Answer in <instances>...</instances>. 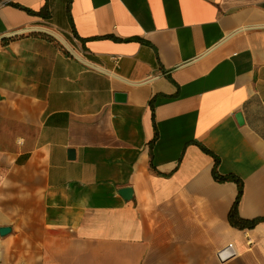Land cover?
I'll list each match as a JSON object with an SVG mask.
<instances>
[{
	"label": "crops",
	"instance_id": "crops-1",
	"mask_svg": "<svg viewBox=\"0 0 264 264\" xmlns=\"http://www.w3.org/2000/svg\"><path fill=\"white\" fill-rule=\"evenodd\" d=\"M66 4L0 0V264H264V0Z\"/></svg>",
	"mask_w": 264,
	"mask_h": 264
},
{
	"label": "trees",
	"instance_id": "trees-1",
	"mask_svg": "<svg viewBox=\"0 0 264 264\" xmlns=\"http://www.w3.org/2000/svg\"><path fill=\"white\" fill-rule=\"evenodd\" d=\"M69 4H70V0H67V4H66V14H67V17H68V22L70 24V27H71V30H72V33L74 34V36L78 37L77 33L75 32L74 30V27H73V21H72V17L70 15V12H69ZM12 6L16 7V8H19L21 10H24L26 13L28 14H31V15H36V16H42L43 18H48L49 17V12H48V9H47V5H46V1L44 2V5L42 6V8L40 10H34V9H31V8H27V7H24L22 5H19V4H16V3H11ZM34 35H39L41 37H44L46 39H49V40H52V38L46 34H43V33H34ZM12 38L9 37V38H4L2 40V45L5 44L6 42H8L9 40H11ZM150 107H151V117H152V122H153V104H152V99L150 100ZM157 138V130L156 128L154 127V133H153V136L151 138V140L149 141V147H150V152H151V148L155 142ZM198 145L200 146V148L202 150H204L205 152H209L210 151L205 147L203 146L202 144L198 143ZM151 155V153H150ZM213 157H214V161H213V165H212V168H211V174H212V177L217 180V181H226V180H233L234 182H236L237 184V193L235 195V198L227 212V220L229 222V224L234 227V228H237V229H250V228H253L258 221L264 219V217H255V218H246V217H243L239 214L238 212V202L240 200V197L242 195V183L240 181V179L234 175V174H231V173H228V174H221L218 172L217 170V165H218V157L215 156L214 154H212Z\"/></svg>",
	"mask_w": 264,
	"mask_h": 264
},
{
	"label": "water",
	"instance_id": "water-1",
	"mask_svg": "<svg viewBox=\"0 0 264 264\" xmlns=\"http://www.w3.org/2000/svg\"><path fill=\"white\" fill-rule=\"evenodd\" d=\"M1 38V37H0ZM125 98V94L124 93H120V92H116L114 94V100L116 101H123ZM236 118L238 120V122H241V117L239 114L236 115ZM69 156H73V150L70 149L68 151ZM131 188L129 187H123L121 189L118 190V193L120 195H122L124 198H128L131 195ZM10 226H0V235L3 236L5 234H7L10 231ZM234 254V249L232 246H227L226 248L222 249L219 253L218 256L220 258V260H225L226 258L232 256Z\"/></svg>",
	"mask_w": 264,
	"mask_h": 264
}]
</instances>
